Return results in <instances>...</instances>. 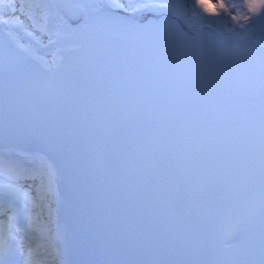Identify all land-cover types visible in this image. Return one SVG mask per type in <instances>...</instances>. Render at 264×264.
Wrapping results in <instances>:
<instances>
[{"label":"snow or ice","instance_id":"6c2138e0","mask_svg":"<svg viewBox=\"0 0 264 264\" xmlns=\"http://www.w3.org/2000/svg\"><path fill=\"white\" fill-rule=\"evenodd\" d=\"M79 12V20L88 27L93 20L105 28L127 34L156 35L165 33L177 43L199 48L209 43L198 37L190 36L178 29L173 21H182L191 30L190 20L198 17L205 25L211 26L231 19L233 27L230 35L220 44H210L225 55L241 52L247 54L252 64L259 71V118L261 127V168L264 171V42L251 41L257 29L264 28V0H74ZM2 3V0H0ZM191 4V9L188 5ZM14 11L24 12L23 4L17 6L15 0L7 5ZM113 10L119 15L113 16ZM19 20V17H14ZM7 22V21H0ZM22 23V21H21ZM242 31H237V30ZM233 38L236 43H233ZM57 65L59 72L62 66ZM5 63V60H4ZM9 63V60L7 61ZM55 63V61H54ZM4 120L0 132L12 138H27L38 130L23 124L10 113L7 99L3 109ZM92 169L107 173L113 168V162L103 146L95 145L90 149ZM17 174L25 180L36 181L37 177L27 168L18 169ZM73 196L68 201V213L71 227L65 235L61 232L62 241L71 250L73 246L85 257L84 264H174L175 256L191 255L183 242L177 243L169 237L165 239L153 236L151 229L144 230L138 224L129 222V210L114 202L109 191L102 189L99 178L81 177L74 173ZM261 191L264 193V176L261 178ZM39 187L27 185L29 191H36L39 199ZM6 195L23 198L21 189L9 186ZM27 203V201H25ZM171 204L176 211L186 212V227L191 229V240L210 229L201 214L188 210L186 204L173 199ZM260 217V224L252 221ZM218 229L227 237L222 241L223 251L217 264H264V200L257 208L250 201L246 211L239 215L218 217ZM22 228H9L5 233L0 231V264H16L18 255L22 264H48L43 256H51L53 264H65L64 249L57 256L39 252L35 242L25 244ZM217 234V231H216ZM9 238L11 243H9ZM27 253V256H25Z\"/></svg>","mask_w":264,"mask_h":264},{"label":"bare ground","instance_id":"6f19581e","mask_svg":"<svg viewBox=\"0 0 264 264\" xmlns=\"http://www.w3.org/2000/svg\"><path fill=\"white\" fill-rule=\"evenodd\" d=\"M46 1L48 3L45 0H25V2L20 3L17 0L19 5L23 4L26 15H22L19 10L14 11L11 7L9 9L7 5L12 0H2V3H0V18L8 17L9 30L17 37L29 41L30 44L27 43L30 45L29 47L37 51L38 54L40 53L45 63L55 64L60 61L61 57L74 54L75 50L81 46L82 40H70L66 37L67 34L64 31L65 20L55 12L50 3L51 1ZM109 2L110 0H105V3ZM188 7L191 9L190 3ZM112 14L119 15L114 10ZM14 17H19V20L14 19ZM19 21L24 22L23 27H19ZM180 23L195 36L219 38L223 41L227 40L230 35L229 29L233 27L230 18L227 22L207 26L198 17L193 16L190 20L191 30L182 21ZM237 31L242 30L238 29ZM250 39L253 43L264 42V28L257 29L255 35L251 36ZM232 42L236 43L234 38ZM2 191H4V188H0V192Z\"/></svg>","mask_w":264,"mask_h":264},{"label":"rangeland","instance_id":"374dc122","mask_svg":"<svg viewBox=\"0 0 264 264\" xmlns=\"http://www.w3.org/2000/svg\"><path fill=\"white\" fill-rule=\"evenodd\" d=\"M12 2H13V0H12ZM15 3L17 4V6H19V4L17 3V0H15Z\"/></svg>","mask_w":264,"mask_h":264}]
</instances>
